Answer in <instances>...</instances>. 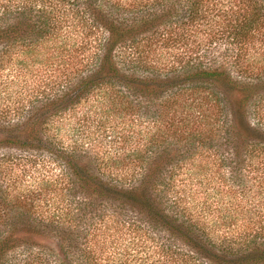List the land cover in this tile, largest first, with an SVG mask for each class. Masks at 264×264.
<instances>
[{"label":"trees","instance_id":"16d2710c","mask_svg":"<svg viewBox=\"0 0 264 264\" xmlns=\"http://www.w3.org/2000/svg\"><path fill=\"white\" fill-rule=\"evenodd\" d=\"M66 18L73 47L39 59ZM153 45L168 59L149 56ZM255 48L264 49V0H0V71L14 64L31 80L1 113L15 121L0 122V149L29 152L19 165L56 162L41 179L64 207L61 219L43 208L39 186L12 191L1 154L0 264H103L90 239L105 216L143 235L131 237L136 253L155 249L158 264H264V130L249 121L264 96ZM98 94L142 131L117 159L122 178L59 134L70 106ZM195 155L209 158L226 197L207 210L174 191Z\"/></svg>","mask_w":264,"mask_h":264},{"label":"rangeland","instance_id":"374dc122","mask_svg":"<svg viewBox=\"0 0 264 264\" xmlns=\"http://www.w3.org/2000/svg\"><path fill=\"white\" fill-rule=\"evenodd\" d=\"M60 19L63 21L65 18ZM66 19H68V24L66 26L64 25V31L62 34H59L60 42L56 44L50 43V48L52 49L45 47L39 50V59H45L50 53L58 55L63 47L64 52L68 53L69 49L73 47L72 39L77 35V30L72 25L71 19ZM155 47L157 46L153 45V48H150V52L148 51L149 56L154 57L155 55L159 59L167 60L168 58L164 56L166 48H157L155 52ZM255 50L256 53L264 51L261 48H255ZM27 64L31 66V59L27 60ZM41 65L37 64V67L39 68ZM48 66L47 69H51L49 63ZM15 67L17 66L14 64H8L2 67L0 71V118L1 113L11 108L15 100L19 99L18 97H24L27 91L30 90L31 80H27L30 77V73L28 71H24L23 73L22 71L18 72ZM49 73L46 72L47 75ZM107 98L108 96L102 97L100 94L97 96L91 95L86 99L82 98L73 103L64 119L65 127L59 134H62L61 136L67 140L66 142L70 141L69 139H76L78 144L85 147L88 155L93 160L97 159L101 162L105 175L111 173L112 175L110 176L112 177L122 178L124 177V173L119 170L121 168L118 165L119 160L117 161V159H120L124 152H127L133 147L138 137H141L140 133L142 131L138 130V125L132 119L133 116L120 114L118 106L115 108L103 106L102 103H108ZM9 117L6 115V118L0 120V122L3 121L4 124L13 123L15 118ZM7 119L9 121H6ZM249 121L252 125H256L264 130V96L260 100H257L255 105L251 106L249 110ZM66 123H68V126H66ZM57 125L54 124L51 126L52 129H55ZM25 153L29 154V152H23L17 149H0V155H6L9 161H11L9 165L4 167L6 172L9 171L5 175L6 177L4 176L3 178L4 183L12 191H21L25 188L29 190L30 188H35V186H39L41 189L43 188L42 207L47 208L49 211L54 209L56 216L61 219V213L64 207H62V202L58 198L59 193L55 196L53 192V189L58 190L59 187L55 186L54 188L42 182L41 179L42 175H56L58 169H61V167H58L56 162L50 161V158L44 155H40L37 158L35 165L30 162L27 166L19 165L17 163L19 161L18 159ZM200 158L202 161L199 160ZM205 158L204 155L201 157L195 155L192 161L193 164L182 166L176 175L174 191H177L176 195L181 194L185 205L192 211H198L200 208L207 210V205L213 206L212 203L214 201L217 202L226 198L224 196L220 197L221 193H216L215 179L212 172L213 168H210L209 158L208 161ZM98 223L100 225L95 235L91 236L92 239L90 237L89 239L90 244L98 252L100 261L103 264H158V261H156L158 253L155 252V249L146 247V250L142 253H136L137 247L133 246L135 240L131 237L140 240L146 239L143 235L138 236L133 231H126L124 228H120L111 217L105 216ZM154 233L161 235L158 232ZM150 242L147 241L146 243L150 245ZM41 244L46 245V240H42ZM136 255H141L140 262L138 259H135ZM21 263L19 262V264Z\"/></svg>","mask_w":264,"mask_h":264}]
</instances>
